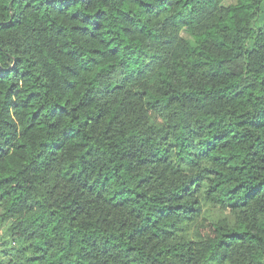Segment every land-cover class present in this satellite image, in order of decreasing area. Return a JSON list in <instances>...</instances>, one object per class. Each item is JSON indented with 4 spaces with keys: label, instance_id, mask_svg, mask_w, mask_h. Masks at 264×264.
I'll use <instances>...</instances> for the list:
<instances>
[{
    "label": "trees",
    "instance_id": "16d2710c",
    "mask_svg": "<svg viewBox=\"0 0 264 264\" xmlns=\"http://www.w3.org/2000/svg\"><path fill=\"white\" fill-rule=\"evenodd\" d=\"M224 1L0 0V264H264V0Z\"/></svg>",
    "mask_w": 264,
    "mask_h": 264
},
{
    "label": "clouds",
    "instance_id": "9594fccd",
    "mask_svg": "<svg viewBox=\"0 0 264 264\" xmlns=\"http://www.w3.org/2000/svg\"><path fill=\"white\" fill-rule=\"evenodd\" d=\"M149 123H152V121L151 120H149ZM159 125H157V127H158ZM144 127H147V125H144ZM0 212H3V209H0ZM7 227V224H5L4 225V228H6ZM4 228H0V234H2L3 233V231H4Z\"/></svg>",
    "mask_w": 264,
    "mask_h": 264
},
{
    "label": "rangeland",
    "instance_id": "374dc122",
    "mask_svg": "<svg viewBox=\"0 0 264 264\" xmlns=\"http://www.w3.org/2000/svg\"><path fill=\"white\" fill-rule=\"evenodd\" d=\"M235 0H225L224 1V4H229V3H232V2H234ZM1 213V212H0Z\"/></svg>",
    "mask_w": 264,
    "mask_h": 264
}]
</instances>
